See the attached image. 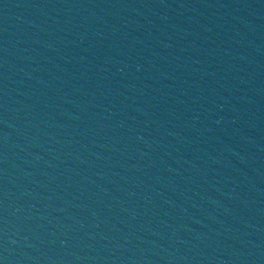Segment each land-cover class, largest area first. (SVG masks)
Returning <instances> with one entry per match:
<instances>
[{"label": "water", "instance_id": "95a60500", "mask_svg": "<svg viewBox=\"0 0 264 264\" xmlns=\"http://www.w3.org/2000/svg\"><path fill=\"white\" fill-rule=\"evenodd\" d=\"M0 264H264V0H0Z\"/></svg>", "mask_w": 264, "mask_h": 264}]
</instances>
